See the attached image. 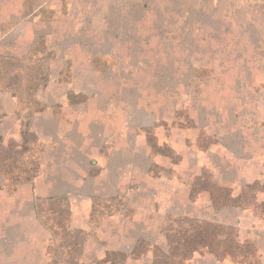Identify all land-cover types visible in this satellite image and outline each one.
<instances>
[{
  "label": "rangeland",
  "instance_id": "obj_1",
  "mask_svg": "<svg viewBox=\"0 0 264 264\" xmlns=\"http://www.w3.org/2000/svg\"><path fill=\"white\" fill-rule=\"evenodd\" d=\"M0 49V89L17 97L27 140L11 177L39 173L31 125L48 109L93 103L137 145L144 171L130 189L151 194L102 209L108 230L125 226L129 253L111 252L114 235L108 254L126 257L97 262L85 242L80 261L154 264L159 248L175 264L180 238L199 241L209 222L232 229L246 261L200 250L184 264H264L251 222L264 218V0H0ZM210 233L217 248L221 231Z\"/></svg>",
  "mask_w": 264,
  "mask_h": 264
},
{
  "label": "crops",
  "instance_id": "obj_2",
  "mask_svg": "<svg viewBox=\"0 0 264 264\" xmlns=\"http://www.w3.org/2000/svg\"><path fill=\"white\" fill-rule=\"evenodd\" d=\"M81 105L84 104L64 106L61 115L53 109L45 110L37 117L40 126L31 125V131L44 146L40 171L34 179L11 188L0 167V264H50L51 233L39 216L38 203L53 198L68 199L71 229L87 234L86 254L96 256L97 262L108 259L109 236L120 237L111 240L115 243L111 252L129 253L126 235L117 232L125 226H117L112 233V229L108 230L112 222H108V213L102 209L110 198L151 194L130 189L133 177L144 171L136 160L140 153L137 145L125 143L122 131L114 132L122 127H108V114L93 103ZM19 108L13 93L0 89V137L4 144L11 140L21 144ZM130 156L133 162H128ZM130 166L132 180L128 173ZM259 199L264 201V192ZM221 222L225 223L224 218ZM251 222L256 233H264V218L254 215Z\"/></svg>",
  "mask_w": 264,
  "mask_h": 264
},
{
  "label": "trees",
  "instance_id": "obj_3",
  "mask_svg": "<svg viewBox=\"0 0 264 264\" xmlns=\"http://www.w3.org/2000/svg\"><path fill=\"white\" fill-rule=\"evenodd\" d=\"M24 142L26 143L27 140ZM25 143L18 144L12 141L10 146L6 147L3 145L2 137H0V167L4 176L7 175L9 177L11 174V167H7L5 165L6 162L12 161L14 163L21 154L17 150V148L25 146ZM35 175L34 177L37 176ZM9 178L13 182V188H15L16 184L34 179L30 177L19 179L18 177L11 176ZM38 213L41 220L46 224V226L49 227V229L53 233V237L51 238V242L49 243L48 247L49 255L54 257L50 264H87L80 261L84 254V244L86 242L87 234L84 231H74L71 229L70 222L72 213L71 205L68 199L53 198L40 200L38 203ZM200 228L201 232L204 233L200 237L199 241L196 242V239L194 238L188 240H186V238H180L178 246L174 248V250H176V253L172 254V256L174 257L173 262L175 264H184L186 262H189L192 259V256H194V254L196 252H199L200 250H207L208 253L216 255L220 259L230 257L240 262L246 261V257L243 256L242 258H239L238 255L232 253L234 247L239 248V243L237 241L235 242L234 240L232 241V229L225 226H214L209 222L203 223V226ZM218 228L221 231L222 238L217 240L216 246L218 247L215 248V244H212L211 241L213 238V234L210 233V230H215ZM227 228L229 232L226 231ZM144 244L145 242L143 240H140L138 242L135 250L136 253H134L136 255L134 256L137 257V250L139 251L141 245ZM61 251H64V254H66V261H64L63 259H60V261L58 260ZM179 251H181V256L177 254ZM116 256L126 257V255L124 254L119 255L117 253H109L108 261H115L114 257ZM177 256H179L178 260L176 259ZM153 257L154 264H171L172 261V257L159 248H156V251L154 250Z\"/></svg>",
  "mask_w": 264,
  "mask_h": 264
}]
</instances>
